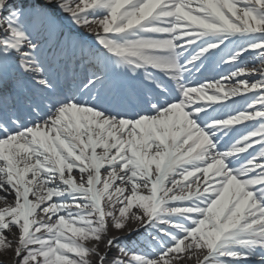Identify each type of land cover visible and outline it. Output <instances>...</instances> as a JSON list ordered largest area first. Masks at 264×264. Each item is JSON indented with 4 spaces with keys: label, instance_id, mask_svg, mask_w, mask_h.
Here are the masks:
<instances>
[{
    "label": "snow or ice",
    "instance_id": "1",
    "mask_svg": "<svg viewBox=\"0 0 264 264\" xmlns=\"http://www.w3.org/2000/svg\"><path fill=\"white\" fill-rule=\"evenodd\" d=\"M63 17L95 26L88 35L113 70L147 89V111L121 116L57 94L28 24L63 34ZM233 43L242 47L223 62L239 67L193 85L190 74ZM248 53L259 54L251 72ZM13 57L38 89L23 109L20 82L6 76ZM102 83L93 76L82 90ZM252 94L254 111L217 117ZM0 193L11 204L0 209V264L7 253L13 264H182L196 254L200 264H264V0H0ZM130 220L151 233L150 255L106 240L109 222L119 232Z\"/></svg>",
    "mask_w": 264,
    "mask_h": 264
},
{
    "label": "bare ground",
    "instance_id": "2",
    "mask_svg": "<svg viewBox=\"0 0 264 264\" xmlns=\"http://www.w3.org/2000/svg\"><path fill=\"white\" fill-rule=\"evenodd\" d=\"M33 22H35V19L33 20ZM43 27H44L45 32H46V25H43ZM79 30H81V29H79ZM81 31L84 32V33H86L88 35V33L95 31V26L93 25V26H91L89 28H86V29H83ZM41 32H43V30ZM227 52H228V50H227ZM258 57H259V54L258 53H249L247 56H245V58L242 59V62L248 65V71H250V72L253 71L252 62L254 60L255 61H258ZM237 67H239V65H230L225 70V73L227 75H229ZM257 70H259V68H257ZM157 75L159 77V74H157ZM242 79H247L249 82H255V81L259 80V78L257 76H250V77H245V78H242ZM214 81H218V79H214ZM235 83H236V81H232L229 84L230 85H235ZM246 102H247V100H246ZM246 102H245V100H242V101L236 103V108L242 109V110L248 109V107L244 106ZM73 175H75V176H77L79 178V174L78 173H73ZM2 195L3 194L0 193V196H2ZM9 206H11L10 203H0V209H3L5 207H9ZM129 222H132V221L130 220ZM111 231H113V229L111 227V222H110L109 223V231H108V233H111ZM14 232H15V230L13 231V234L11 236V240L12 241H14V236L16 237L18 235V233H16V232H15L16 233V235H15ZM40 235H44V234L41 233ZM116 235H121V233H117ZM129 250H130V253L129 254H144V255H150V252L149 251H147L145 249H142L141 247H131V248H129ZM106 251H107L106 248L104 250H102V251L100 250L101 254H104ZM196 255L199 257V259H193L191 261L185 260V261L182 262V264H199L200 263V260L202 259V254H196ZM122 260H127V257L126 258H122ZM11 263L13 264V261L12 260H11ZM256 264H258V262Z\"/></svg>",
    "mask_w": 264,
    "mask_h": 264
},
{
    "label": "rangeland",
    "instance_id": "3",
    "mask_svg": "<svg viewBox=\"0 0 264 264\" xmlns=\"http://www.w3.org/2000/svg\"><path fill=\"white\" fill-rule=\"evenodd\" d=\"M109 223H110V222H109ZM138 225H139L138 223L128 222V224H127V226H126V228H125L124 230L119 231V232L113 230V231H111L110 234H111L112 236L116 235L117 233H121L122 235H125V234L129 233V231L135 229V227H137ZM145 233H146V232H145ZM14 234L16 235L15 232H14ZM106 240H107V237H106ZM11 241H12V240H11ZM15 243H16V237L14 236V241H12L13 246H15ZM123 244H124V243L121 242L122 247H124ZM134 245H135V244H134ZM90 246H92V245H90ZM104 247H105V244H103V243L99 245V248H100L101 251L104 249ZM113 250H115V249H113ZM113 255H114L113 258H115V257L117 256V252H116V250H115V253H114ZM11 257H12V253H7V254H5V256H4V259H5V260H9V261H11V260H12Z\"/></svg>",
    "mask_w": 264,
    "mask_h": 264
}]
</instances>
